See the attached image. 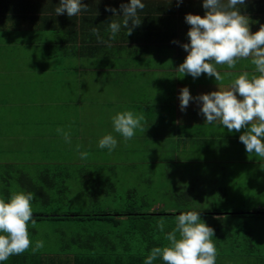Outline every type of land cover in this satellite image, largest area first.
Instances as JSON below:
<instances>
[{"label":"crops","instance_id":"0c3cea01","mask_svg":"<svg viewBox=\"0 0 264 264\" xmlns=\"http://www.w3.org/2000/svg\"><path fill=\"white\" fill-rule=\"evenodd\" d=\"M129 2L130 0H81L82 4L87 5V9L82 8L79 14L69 17L66 11L60 15L56 14L55 9L59 7L60 0H0V48H6L3 45L8 44L3 38L6 35L25 33L26 40H22L20 45L17 44L20 46L17 47L20 50L19 57L29 61L32 59L39 61L47 60L45 57L50 56L49 60L55 63H48V67L53 68L45 69V75L48 74L46 77L49 76L51 79L52 77H62L60 75L62 72L54 69L64 66L78 67L77 78L79 79L82 69L91 70V84L98 85L97 91L103 92L106 103L98 111L85 113L86 115L74 114L73 117L81 119L79 122H72L75 127L76 125L80 126L82 121L84 127L91 125V129L100 127L104 129L102 123L106 124L108 129L109 127L112 129V116L117 112L132 110L134 113L144 115L143 123L147 122L152 126L159 121V126L166 124L169 138L164 134L168 132L165 128L164 131L161 128L157 133L166 139L165 146L167 145L166 141L169 142L166 147L170 149L181 147L184 151L182 154H184L186 148L184 144L192 140L197 143L196 146L193 145L194 148L203 149L206 147L208 150L209 148H219L222 142L224 144L230 142L235 144L236 142L244 149L243 153H246L244 156L247 158L249 153L239 140L240 135L246 132L247 128H242L239 132L233 130L230 133L218 121L212 124L205 123L206 117L201 112L202 101L197 99L203 94L217 91L218 85L227 87L232 77H226L222 82H217L215 77H209L207 74L193 78L190 74H182L177 71L188 55L183 45L190 44L187 33L191 25L186 22L185 17L187 14L203 17L207 11L203 7L204 0H141L145 4L143 10H138L141 24L133 29L131 35H127V29L122 24L123 13L120 9L122 4ZM224 2L226 3L227 0ZM106 7L115 8L120 16H114L111 11H106ZM237 8L242 15L249 18L251 32L255 33L261 25H264V0H245L244 4L237 5ZM113 20L121 22V28L116 34L115 40H109L111 35L109 24ZM129 27H131V22ZM93 28L98 29L103 42L97 40L96 35L92 32ZM37 51L41 54L39 59L35 57ZM8 57L9 54H5L0 49V59L2 61L6 59L8 63L13 61L12 56ZM36 67L39 68L38 65H35ZM217 70L222 75L226 72L239 74L248 71L252 73L254 66L251 65L250 59L239 60L235 69H228L226 65H218ZM185 87L188 88L193 99L182 111L180 94ZM155 96L158 98V103L153 101ZM237 97L242 99L238 93ZM111 99L115 100V103L111 102ZM72 113L75 112L70 114ZM107 117L109 119H106ZM156 117L158 120L155 119ZM203 129L210 130L205 133ZM138 132L130 140V143L153 140L152 135L142 137L143 135H138ZM113 133L119 147L116 146L114 150L109 151L106 148L101 149L97 145L98 149H95L96 144L93 143L95 140L93 138L91 143L94 145L91 147L90 160L75 156L67 162L63 159H53L51 156L42 160L0 162V169L8 178L9 173L20 171L24 173L23 175L25 172L30 173L26 170V165L41 164L38 172L43 173V179L50 182L55 179H61L64 182L65 176L68 178L71 172L80 171L82 177L86 179L91 177L95 186H100L103 183V195H110L114 198L117 189L115 182L119 178L114 182L112 173L122 167H125L126 171L140 170L145 164H159L162 161L157 156L149 159L150 161L135 158L136 155L133 153L135 151H132L134 145L125 144L129 140L125 141L118 133ZM77 136L81 135L77 134ZM57 142L62 143L63 139L57 137ZM125 155L128 156L126 159L119 157ZM189 159H179L178 154L174 153L172 160L168 162L192 164ZM191 160L194 163L198 162L194 159ZM231 162L233 160H229V163ZM239 162L246 163L245 160ZM225 163H228V160L221 162L216 156V167L223 168L224 165H227ZM150 168L147 166L143 169ZM98 172H100V178L105 173L110 175L106 179L92 176ZM52 184L51 189L57 187L67 189L65 183L60 186L56 183ZM131 189L134 192L136 187ZM38 195L49 197L47 202H40L46 203L43 210L32 208L33 214H43L44 217H33L36 223L33 225L30 221L28 227L33 245L36 240H43L44 248L35 254H32L29 249L28 252L13 255L0 264H144L150 250L153 247H159V243L153 242V239L149 240L153 242L150 244L140 242L139 236L135 234L140 230L135 229L139 225V221L136 216L126 214L128 207L122 211L118 205L119 202L116 203L115 200L109 205L107 202L100 206L101 208L97 212L105 214L104 217L93 219L90 216H82L77 218L73 215L83 213L72 209L71 206L65 205L64 210L55 209L56 206L58 207V201L56 204L50 202L53 191L48 190L47 193L43 192ZM56 195L58 194L56 193ZM61 203L63 204V202ZM157 208L163 207H159L157 202L152 205L149 211L156 214ZM209 210H205L210 213L207 218H213L211 219L212 224L217 226H221L222 220L228 219L227 214L233 217H244L245 215L253 216V213H264L260 210L251 212V214L239 209H230L227 212L218 211V209L217 211ZM195 211L199 215L203 213L202 210ZM183 212H187V210ZM49 214L53 216L49 217ZM59 214L70 216L57 217L56 215ZM85 218L91 220V227L96 226L97 228H86L83 224L87 222ZM125 221L132 222L133 227L125 226ZM100 226H103V230H100ZM248 234L253 237L252 232ZM234 239L229 238V243L234 245L239 243ZM249 245L253 247V244L249 243L243 249L220 248V251L217 250L216 264H264V252L260 248L252 251L248 249ZM153 264H164V262L162 258H157Z\"/></svg>","mask_w":264,"mask_h":264},{"label":"rangeland","instance_id":"374dc122","mask_svg":"<svg viewBox=\"0 0 264 264\" xmlns=\"http://www.w3.org/2000/svg\"><path fill=\"white\" fill-rule=\"evenodd\" d=\"M3 38L8 44L3 45L6 48L0 49L5 54H9V57L12 56L13 61L8 63L6 59L5 61L0 59V162L42 160L51 156L53 159H63L68 162L70 158L80 156V153L76 151L77 144L81 146L80 152L88 153L87 159L90 160L91 147L94 145L91 143L93 138L95 139L93 143L96 144L95 149H98L99 140L104 135L114 132L113 127L108 129L104 123H102L104 129L101 127L91 129V125L84 127L82 121L80 126L76 125L75 127L72 124V122L81 120L73 117L74 114L86 115L105 106L106 98L103 97V92L97 91L98 85L91 84V70L82 69L79 79L77 78L78 67H54L56 68L54 70L62 72L60 74L62 77H52L51 79L49 76L46 77L48 74L45 75V69L53 68L48 67V63H55L54 61L48 59L29 61L19 57L20 50L17 47H20L18 45L22 40H26L25 33L16 35L12 33V35H6ZM10 43L12 44L10 45ZM39 54V51L35 54L38 59L41 56ZM35 65H38L39 68H35ZM153 101L159 102L156 96ZM111 102L115 103V100L111 99ZM71 112L75 113L70 114ZM84 118L87 119V117ZM155 119L158 120V117ZM159 124V121L152 126L147 122H142L144 131L139 129H137L139 132L136 131L138 135H143L142 137L152 135L153 140L133 143H130L129 140L125 144L134 145L132 151H135L133 152L136 155L135 158L148 161L157 156L162 163L145 164L140 166V170L126 171L125 167H122L112 173L114 182L119 178L115 182L117 189L114 198L110 195H103V183L100 186H95L91 177L89 179L82 177L80 171L71 172L68 178L65 176L64 182L61 179L50 182L45 181L42 175L38 174L41 164H38L39 166L29 164L25 167L30 173H34L32 176L37 182V186L53 191L50 202L56 204L58 201V207L56 206L55 209L64 210V207L71 206L72 209L82 212L84 215L93 212L96 214L103 203L108 202L109 205L110 202H114L113 200L116 203L119 202L118 205L122 211L126 207H128L127 211H132L142 202L145 207L146 203L155 204L158 202L159 207H165L173 212L209 209L212 211L218 209V211L224 212L230 209H239L250 213L264 211V158L255 153L248 154L246 158L244 156L246 153H243L244 149L236 142L235 144L222 142L220 145L222 149L219 147L216 148L217 150L213 148L208 150L206 147L203 149L194 148L193 145L196 146L197 143L192 140L183 143L186 148L185 153L182 154L184 151L181 147L170 149L166 147L169 145L167 141L165 146L166 139L157 132L161 128L164 131L166 124L160 126ZM58 128L70 132L71 143H67L63 136L57 133ZM203 130L207 133L210 129ZM77 134L81 136H77ZM164 134L169 138V131ZM57 137H61L63 142L58 143ZM181 143L182 141L180 145ZM122 144L124 143L122 142ZM171 144L174 145L173 142ZM174 153L178 154L179 159L190 158L189 161L192 164L168 162L172 160ZM92 154L94 155V152ZM112 155L114 154L112 153ZM128 156L119 157L126 159ZM216 156L221 162L228 160V163H225L227 165H224L223 168L216 167ZM191 159L198 162L194 163ZM229 160H233V162L229 163ZM242 160H245L246 163L239 162ZM147 166L151 168L143 169ZM3 172V170L0 171V198L7 201L10 197L5 196L2 191L4 186L10 187L9 193L24 191V189L20 180L15 178L18 175L17 172H14L13 178L9 176L7 178ZM99 175L100 172L92 176L100 178ZM108 175L110 174L105 173V175H101L100 179H106ZM52 183L59 186L65 183L67 189H61V187L51 189ZM133 187H136L134 192H129L128 190ZM131 200L133 201L130 205ZM40 201L35 203L32 201V208L43 210L46 203H40ZM141 211L138 208L135 210L136 213ZM200 217L202 222L214 229L212 240L218 251L220 248L228 249L230 247L243 249L247 244L252 243L253 247L249 245L248 249L255 251L260 248L264 252V215L233 217L227 214L228 219L222 220L224 224L221 226L212 224L211 219L213 218L211 217L207 218L205 215H200ZM87 219L89 218H85V220ZM173 220V217L164 220L165 228L170 229L169 231L175 227V223L171 224ZM83 224L86 228H97L96 226L91 227V220H87ZM124 225L133 227V223L129 221H125ZM100 230H103V226H100ZM251 232L253 237L248 234ZM229 238H235L234 240L239 243L236 245L229 243Z\"/></svg>","mask_w":264,"mask_h":264},{"label":"clouds","instance_id":"9594fccd","mask_svg":"<svg viewBox=\"0 0 264 264\" xmlns=\"http://www.w3.org/2000/svg\"><path fill=\"white\" fill-rule=\"evenodd\" d=\"M245 0H204L203 7L207 9L205 15L187 14L186 22L191 25L187 35L190 44L183 48L188 52L184 62L177 71L190 74L193 78L201 74L215 77L222 82L226 77H232L227 87H220L209 94H203L197 99L202 101L201 112L206 117L205 123L218 121L226 127L228 132H239L242 128L247 131L240 135L246 151L264 158V25L255 33L250 31L249 18L242 15L237 5H243ZM87 5L81 0H60L55 9L57 15L67 12L69 17L76 16ZM145 4L141 0H130L121 5L122 24L131 35L133 29L141 24L138 10H143ZM114 16L115 8L106 7ZM131 22V27L129 24ZM109 40H115L120 31L121 22L111 21L109 24ZM97 40L103 42L96 28L92 29ZM254 71L235 74L226 72L223 75L217 66L226 65L228 69H235L239 60H249ZM237 93L239 97H237ZM193 97L187 87L181 90V110L187 108ZM112 125L125 141L131 140L136 130L144 131L142 113L132 110L117 112L112 116ZM67 143H71L70 132L58 128ZM117 139L112 134L104 135L98 142L101 149L112 151L117 146ZM80 145L76 151L81 159H87V152H80ZM31 192L14 191L6 201L0 198V262L6 261L13 255H20L31 249L32 254L44 248L43 240L33 241L29 234V222L35 225L33 219ZM157 227L164 232L165 221H157ZM214 229L202 222L199 213L187 211L175 218V227L168 232L165 239L168 244L153 247L147 255L144 264H153L157 258H162L164 264H216L217 249L212 240Z\"/></svg>","mask_w":264,"mask_h":264},{"label":"trees","instance_id":"16d2710c","mask_svg":"<svg viewBox=\"0 0 264 264\" xmlns=\"http://www.w3.org/2000/svg\"><path fill=\"white\" fill-rule=\"evenodd\" d=\"M46 59H50V56L48 57H45ZM38 69V67H37ZM20 171V170H19ZM17 176L15 177L16 179L20 180V183H21V186L24 188V192H31L34 194V198H33V202H37L38 200H41L40 202L42 201H45L47 202L49 197L48 196H39L38 194L39 193H47L48 190H44L42 187L40 186H37V182L34 181V178H33V174L34 173H26L25 172V175H23L24 173H22L21 171L20 172H17ZM38 174H40V172H38ZM43 174V173H42ZM40 174V175H42ZM9 176H11L12 178L15 176V174H11L9 173L8 174ZM14 175V176H13ZM4 179V177H2ZM14 178V180H15ZM9 188L8 186H4V188H2V191L4 192L5 196H8L10 197L11 193H9ZM133 189H129L128 191H132ZM133 192V191H132ZM128 195H131L130 193H128ZM48 197V198H47ZM129 197V196H128ZM133 199V198H132ZM51 200V199H50ZM127 201V200H126ZM133 200H131V202H129V204L131 205ZM144 202L138 204V207H136L135 209H133L132 211H127L126 214L127 215H131V216H136V219L139 221V225L135 227V229H140L139 231H136L135 234L136 236H139V240L140 242H143V243H153V242H158L159 244V247H162V246H165L168 244V241L165 239V236L168 232H170L169 230L170 229H166L164 228V232L161 233L157 227V221L163 219H168V217H173L174 220L176 218V216L180 215L181 213H184L182 211H169L167 210V208H161V209H158L157 208V213L155 214L153 211H149V209L152 207L153 203H146L147 206L149 207H145L144 205ZM128 205V204H127ZM138 209H141L142 211L141 212H138L136 213L135 210ZM144 208V209H143ZM143 210H145L143 212ZM155 214V215H154ZM202 215H205L208 217V215L210 213L206 212V211H203V213H200ZM251 214V213H250ZM264 215L263 212L261 213H253V216H256V215ZM49 217L53 216V215H48ZM57 217H69L70 215H62V214H59V215H56ZM73 216L77 217V218H80L82 216H90L91 218H99V217H104L105 214H98V212L96 214L91 213L89 215H84V214H74ZM33 217H44L43 214H33ZM171 221V224H174L175 221ZM224 224V222L222 221V223H220V225ZM167 225H170V224H167ZM219 226V225H218ZM166 227V225H165ZM171 227V226H170ZM136 229V230H137ZM142 230V231H141ZM151 239H153V242H150L152 241ZM148 240V241H147ZM150 240V241H149Z\"/></svg>","mask_w":264,"mask_h":264}]
</instances>
